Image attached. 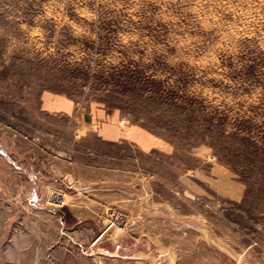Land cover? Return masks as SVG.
I'll return each instance as SVG.
<instances>
[{
    "label": "rangeland",
    "instance_id": "374dc122",
    "mask_svg": "<svg viewBox=\"0 0 264 264\" xmlns=\"http://www.w3.org/2000/svg\"><path fill=\"white\" fill-rule=\"evenodd\" d=\"M0 264H264V0H0Z\"/></svg>",
    "mask_w": 264,
    "mask_h": 264
},
{
    "label": "crops",
    "instance_id": "0c3cea01",
    "mask_svg": "<svg viewBox=\"0 0 264 264\" xmlns=\"http://www.w3.org/2000/svg\"><path fill=\"white\" fill-rule=\"evenodd\" d=\"M100 136L108 141L129 140L143 149L154 147L158 142L137 128L121 130L113 125L104 124L100 129Z\"/></svg>",
    "mask_w": 264,
    "mask_h": 264
},
{
    "label": "bare ground",
    "instance_id": "6f19581e",
    "mask_svg": "<svg viewBox=\"0 0 264 264\" xmlns=\"http://www.w3.org/2000/svg\"><path fill=\"white\" fill-rule=\"evenodd\" d=\"M56 198H57V197H56ZM63 198H64V197H63ZM60 201H61V200H60ZM60 201H59V202H60ZM55 202H57V201H55ZM58 204H59V203H58ZM59 205H60V204H59Z\"/></svg>",
    "mask_w": 264,
    "mask_h": 264
}]
</instances>
